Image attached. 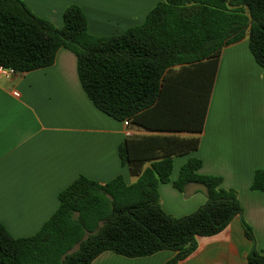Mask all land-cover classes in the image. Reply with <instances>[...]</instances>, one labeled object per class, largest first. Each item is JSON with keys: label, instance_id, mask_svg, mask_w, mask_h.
Wrapping results in <instances>:
<instances>
[{"label": "trees", "instance_id": "obj_1", "mask_svg": "<svg viewBox=\"0 0 264 264\" xmlns=\"http://www.w3.org/2000/svg\"><path fill=\"white\" fill-rule=\"evenodd\" d=\"M62 19L59 28L22 0H0V65L29 72L52 65L65 48L89 100L118 121L151 111L167 132L200 133L222 49L247 37L264 68V0H160L143 22L110 36L90 34L77 4ZM198 144L197 136H127L118 155L135 181L80 175L58 192L56 210L33 235L13 237L0 223V264H91L107 250L126 257L173 250L164 264H177L197 236L215 235L235 217L253 243L247 264H264L237 193L223 188L221 177L199 173L201 160L189 157L171 181L173 158ZM168 182L180 192L201 185L204 204L180 217L166 213L158 186ZM250 188L264 191L263 168L254 170Z\"/></svg>", "mask_w": 264, "mask_h": 264}, {"label": "crops", "instance_id": "obj_2", "mask_svg": "<svg viewBox=\"0 0 264 264\" xmlns=\"http://www.w3.org/2000/svg\"><path fill=\"white\" fill-rule=\"evenodd\" d=\"M22 1L59 28L64 9L77 4L90 34L110 36L143 22L160 0ZM15 90L18 97L12 94ZM150 112L125 125L98 110L79 82L75 56L65 48L50 66L9 78L0 75V223L13 237L33 235L56 210L58 192L80 175L100 183L119 174L126 183L135 181L118 155V145L127 136H197L194 151L173 158L171 181L181 166L175 169L174 164L199 158V173L219 176L223 188L236 191L254 247L264 255V191L250 188L254 170L264 169V68L254 60L247 37L221 51L200 133L167 132L160 121L148 117ZM158 193L161 208L175 217L193 212L206 200L204 188L195 183L183 192L171 182L161 183ZM196 239V248L177 264H247L253 247L239 217L221 232ZM175 253L126 257L107 250L91 264H164Z\"/></svg>", "mask_w": 264, "mask_h": 264}, {"label": "built area", "instance_id": "obj_3", "mask_svg": "<svg viewBox=\"0 0 264 264\" xmlns=\"http://www.w3.org/2000/svg\"><path fill=\"white\" fill-rule=\"evenodd\" d=\"M17 73H19V72H16L13 68H8V67H4V66L0 65V75L1 76L9 78V77H11ZM12 94L16 97L19 96V92L16 90L13 91ZM123 122L125 125L128 124V120H124Z\"/></svg>", "mask_w": 264, "mask_h": 264}, {"label": "rangeland", "instance_id": "obj_4", "mask_svg": "<svg viewBox=\"0 0 264 264\" xmlns=\"http://www.w3.org/2000/svg\"><path fill=\"white\" fill-rule=\"evenodd\" d=\"M247 106H252L253 103H247ZM183 162H181L179 165H177L178 163L174 164L175 169L178 168Z\"/></svg>", "mask_w": 264, "mask_h": 264}]
</instances>
